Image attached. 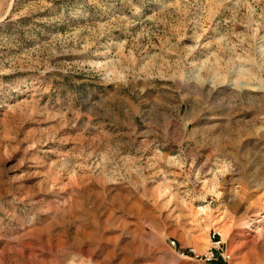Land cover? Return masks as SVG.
Listing matches in <instances>:
<instances>
[{
	"label": "rangeland",
	"instance_id": "obj_1",
	"mask_svg": "<svg viewBox=\"0 0 264 264\" xmlns=\"http://www.w3.org/2000/svg\"><path fill=\"white\" fill-rule=\"evenodd\" d=\"M214 232L264 264V0H0V264H215Z\"/></svg>",
	"mask_w": 264,
	"mask_h": 264
},
{
	"label": "built area",
	"instance_id": "obj_2",
	"mask_svg": "<svg viewBox=\"0 0 264 264\" xmlns=\"http://www.w3.org/2000/svg\"><path fill=\"white\" fill-rule=\"evenodd\" d=\"M218 232H214L210 235V240L212 244V249L208 252L206 256L207 261H217L219 258H222L226 263L231 260V255L226 253H221V242L217 241Z\"/></svg>",
	"mask_w": 264,
	"mask_h": 264
},
{
	"label": "trees",
	"instance_id": "obj_3",
	"mask_svg": "<svg viewBox=\"0 0 264 264\" xmlns=\"http://www.w3.org/2000/svg\"><path fill=\"white\" fill-rule=\"evenodd\" d=\"M213 263H215V264H226V262L222 258H219L217 261H214Z\"/></svg>",
	"mask_w": 264,
	"mask_h": 264
},
{
	"label": "bare ground",
	"instance_id": "obj_4",
	"mask_svg": "<svg viewBox=\"0 0 264 264\" xmlns=\"http://www.w3.org/2000/svg\"><path fill=\"white\" fill-rule=\"evenodd\" d=\"M161 192V191H160ZM170 203V202H169Z\"/></svg>",
	"mask_w": 264,
	"mask_h": 264
}]
</instances>
